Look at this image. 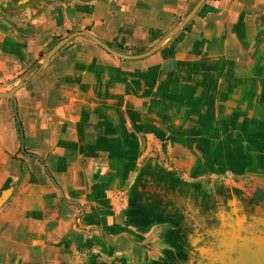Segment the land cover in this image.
Here are the masks:
<instances>
[{"label": "crops", "instance_id": "0c3cea01", "mask_svg": "<svg viewBox=\"0 0 264 264\" xmlns=\"http://www.w3.org/2000/svg\"><path fill=\"white\" fill-rule=\"evenodd\" d=\"M198 1L0 0V91L73 32L146 52ZM204 5L144 59L74 38L16 106L0 101V264H173L179 224L161 194L203 199L224 181L241 208L262 207L264 0Z\"/></svg>", "mask_w": 264, "mask_h": 264}, {"label": "water", "instance_id": "95a60500", "mask_svg": "<svg viewBox=\"0 0 264 264\" xmlns=\"http://www.w3.org/2000/svg\"><path fill=\"white\" fill-rule=\"evenodd\" d=\"M205 2L206 0H199L166 36L148 51L140 54H124L114 50L87 31L73 32L59 40L37 63L25 71L14 85L6 91H0V101L12 100L16 106L15 94L26 85L29 77L36 75L64 46L77 37L91 40L119 59L139 60L152 56L194 19ZM15 112L17 115V110ZM18 123L22 137V150L26 153L19 119ZM223 182L218 181L215 187L209 188L203 199L191 198L178 189V191L172 189L171 192L161 194L164 200L160 210L168 212V215L171 214L173 216L171 220L179 224L177 228L179 237L173 244L177 251L171 252L170 249L167 252L163 251V254L169 253L168 258L172 259L173 264H264V230L261 229L264 228V217L249 218L248 215L250 209L261 205L253 202L248 203L246 207L248 209L241 208L237 202L238 196L227 192ZM10 195L11 190L1 194L0 210ZM260 209H264V203ZM258 222H260L258 224L260 228L253 229Z\"/></svg>", "mask_w": 264, "mask_h": 264}, {"label": "rangeland", "instance_id": "374dc122", "mask_svg": "<svg viewBox=\"0 0 264 264\" xmlns=\"http://www.w3.org/2000/svg\"><path fill=\"white\" fill-rule=\"evenodd\" d=\"M212 141H215V140H211L210 142H208L209 144H207V147L209 148L210 153L208 155L204 156V158H203V160L205 161V164H207L208 165L207 167L210 169L218 164V161L216 159L217 155H216V153H212V151H217V152L219 151V149H216L217 144L215 142H212ZM230 145L231 144H227V145L225 144L224 148L228 147V150H229Z\"/></svg>", "mask_w": 264, "mask_h": 264}, {"label": "trees", "instance_id": "16d2710c", "mask_svg": "<svg viewBox=\"0 0 264 264\" xmlns=\"http://www.w3.org/2000/svg\"><path fill=\"white\" fill-rule=\"evenodd\" d=\"M205 6H206V5H204L203 8H204ZM203 8H202V9H203ZM201 11H202V10H201ZM201 11H200V12H201ZM200 12L198 13L199 15H200ZM189 29H190V24H188V25L185 27L184 30H185V31H188ZM182 36H183V32L180 33L179 36L175 39V41H174V42H176L175 44H177L178 42H180V40L182 39ZM175 44H174V45L172 44L171 47L174 48V47H175Z\"/></svg>", "mask_w": 264, "mask_h": 264}]
</instances>
